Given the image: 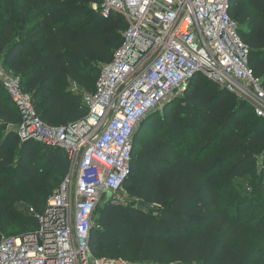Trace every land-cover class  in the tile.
Masks as SVG:
<instances>
[{
    "label": "trees",
    "instance_id": "1",
    "mask_svg": "<svg viewBox=\"0 0 264 264\" xmlns=\"http://www.w3.org/2000/svg\"><path fill=\"white\" fill-rule=\"evenodd\" d=\"M90 3L101 0H0V66L50 126L87 114L83 94L95 91L100 66L122 42L125 20L101 18ZM229 15L264 87V0H230ZM21 122L0 83V239L36 229L26 205L41 210L70 165L58 147L21 141ZM138 125L123 184L131 202L95 209L91 253L153 264H264V118L196 73L182 97ZM17 219L21 232L9 235Z\"/></svg>",
    "mask_w": 264,
    "mask_h": 264
},
{
    "label": "built area",
    "instance_id": "2",
    "mask_svg": "<svg viewBox=\"0 0 264 264\" xmlns=\"http://www.w3.org/2000/svg\"><path fill=\"white\" fill-rule=\"evenodd\" d=\"M230 0H101V18L122 17L121 45L100 66L87 114L67 126L37 115L20 81L0 66V83L21 114V141L64 150L70 170L41 210L27 207L36 229L0 239V264H133L95 257L89 247L94 212L131 172L140 121L196 73L245 101L264 118V87L248 65V49L229 15Z\"/></svg>",
    "mask_w": 264,
    "mask_h": 264
},
{
    "label": "rangeland",
    "instance_id": "3",
    "mask_svg": "<svg viewBox=\"0 0 264 264\" xmlns=\"http://www.w3.org/2000/svg\"><path fill=\"white\" fill-rule=\"evenodd\" d=\"M99 5H100V3H90V7H91L92 10H94L95 7L98 8ZM186 88H187V84L186 85H183L180 88H177V89L173 90V92L170 94V96L167 99H165L164 101H162V103L160 105L157 106L156 110H159L160 111L162 109V107L166 103L170 102L172 99H174L176 97H182L183 94H184V92H185V89ZM138 126H137V128H138ZM70 168L71 167L69 165L68 172L65 175V177H63L61 179V181L59 183V187L63 183V181L65 180L66 176L68 175ZM56 188L53 189L50 193L51 194L54 193L56 191ZM51 194H49L46 197V200L48 199V197L51 196ZM106 202L126 205V204H129L131 202V199H130V197H129L127 191H126V189L125 188H122L119 192H117L115 194L107 193V194L103 195V197L101 198L100 203L98 204L97 207H101ZM27 207H28V205H26L25 208H27ZM22 227H23L22 226V221L20 219H17V225L12 228V230L10 231V234L9 235H17L18 233L21 232ZM3 236H8V235L7 234H4ZM128 261H130V260H128ZM130 262L133 263V264H153V263H148V262H133V261H130ZM171 264H181V263H178L177 262V263H171Z\"/></svg>",
    "mask_w": 264,
    "mask_h": 264
},
{
    "label": "water",
    "instance_id": "4",
    "mask_svg": "<svg viewBox=\"0 0 264 264\" xmlns=\"http://www.w3.org/2000/svg\"><path fill=\"white\" fill-rule=\"evenodd\" d=\"M145 206L142 202L139 203V207Z\"/></svg>",
    "mask_w": 264,
    "mask_h": 264
}]
</instances>
